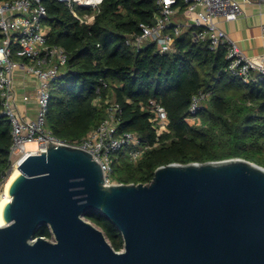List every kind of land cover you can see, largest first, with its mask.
<instances>
[{"label": "trees", "instance_id": "trees-1", "mask_svg": "<svg viewBox=\"0 0 264 264\" xmlns=\"http://www.w3.org/2000/svg\"><path fill=\"white\" fill-rule=\"evenodd\" d=\"M42 3L51 28L49 42L69 55L62 77L51 87L48 129L60 140L80 141L105 116L95 99L108 95L122 106L119 131L136 133L149 146L137 161L130 159V147L116 152L113 181L146 184L157 167L170 163L243 158L264 167V81L247 84L234 76L226 47L211 50L206 41L194 40V27L177 37L174 52H161L154 43L139 51L127 46L128 34L153 21L155 0H103L95 11L74 8L94 14L90 24L81 23L65 2ZM179 4L185 7L182 0ZM200 91L209 95L198 111L199 123L191 124L186 117ZM151 100L168 114L167 130L161 134L146 107ZM11 145L10 121L0 115V184L10 174ZM85 218L115 250L123 249L122 234L110 220L95 210ZM40 236L53 238L48 226L37 231Z\"/></svg>", "mask_w": 264, "mask_h": 264}, {"label": "water", "instance_id": "water-1", "mask_svg": "<svg viewBox=\"0 0 264 264\" xmlns=\"http://www.w3.org/2000/svg\"><path fill=\"white\" fill-rule=\"evenodd\" d=\"M8 195L0 264H264V167L243 158L107 184L93 153L47 140L18 165ZM90 210L119 229L122 250L85 218ZM42 226L53 239L36 237Z\"/></svg>", "mask_w": 264, "mask_h": 264}, {"label": "built area", "instance_id": "built-area-1", "mask_svg": "<svg viewBox=\"0 0 264 264\" xmlns=\"http://www.w3.org/2000/svg\"><path fill=\"white\" fill-rule=\"evenodd\" d=\"M72 7L81 23L90 24L94 14L79 13L77 7L98 10L103 0H59ZM155 0L157 11L153 21L140 23L141 31L128 34L125 44L137 51L148 43H154L161 52L176 51L175 42L185 28H196L194 40L206 41L211 50L220 46L227 49L228 69L244 83L264 81V60L248 56L235 41L216 23L218 18H233L243 14V5L238 0ZM47 9L42 0H0V115L11 124L12 145L9 173L29 155L46 150L47 140L57 144H70L93 153L101 162L107 184L112 180L116 152L131 148L129 157L137 161L149 146L143 145L133 132H120L121 104L110 96L99 95L95 104L102 106L105 116L87 135L76 143L57 138L47 127V114L51 99V87L59 80L68 61L67 50L49 42L50 26L47 24ZM264 32V26H263ZM18 72L36 80L34 95L26 93L22 100H34V115L21 112L17 99L15 80ZM105 86H107L105 84ZM98 92L99 89H98ZM208 93L194 95L186 120L199 123L198 111ZM153 113L158 134L167 130L169 118L166 109L155 100L146 106ZM29 143H35L33 149ZM10 175V174H9ZM8 179V178H7ZM5 183L0 184V202L5 196Z\"/></svg>", "mask_w": 264, "mask_h": 264}, {"label": "crops", "instance_id": "crops-1", "mask_svg": "<svg viewBox=\"0 0 264 264\" xmlns=\"http://www.w3.org/2000/svg\"><path fill=\"white\" fill-rule=\"evenodd\" d=\"M238 1L243 5V14L233 18H218L216 23L248 56L264 60V0ZM15 87L20 111L34 115L36 110L34 100L25 103L22 95L28 93L33 97L36 80L18 72Z\"/></svg>", "mask_w": 264, "mask_h": 264}, {"label": "bare ground", "instance_id": "bare-ground-1", "mask_svg": "<svg viewBox=\"0 0 264 264\" xmlns=\"http://www.w3.org/2000/svg\"><path fill=\"white\" fill-rule=\"evenodd\" d=\"M33 147H34L33 146V143H29L28 144V148H32L33 149ZM17 171H18V167L15 168V171L12 173V175L10 177H8L7 182L5 184V196H4V198L0 202V225H2V226L4 225L3 206H4V204H5V202L7 200H10L11 199V197L8 195V187H9L12 179L14 178L15 174L17 173Z\"/></svg>", "mask_w": 264, "mask_h": 264}, {"label": "rangeland", "instance_id": "rangeland-1", "mask_svg": "<svg viewBox=\"0 0 264 264\" xmlns=\"http://www.w3.org/2000/svg\"><path fill=\"white\" fill-rule=\"evenodd\" d=\"M33 148H35V146H36V144L35 143H33ZM29 149H32V148H29ZM114 157H115V155H114ZM15 171V169H13L11 172H10V175H9V177L12 175V173ZM6 182H7V180H6ZM53 239V238H52Z\"/></svg>", "mask_w": 264, "mask_h": 264}]
</instances>
